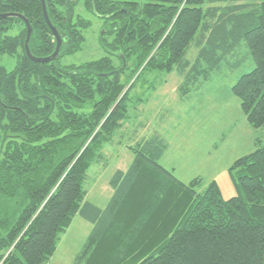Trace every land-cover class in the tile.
I'll return each mask as SVG.
<instances>
[{"label":"trees","instance_id":"obj_1","mask_svg":"<svg viewBox=\"0 0 264 264\" xmlns=\"http://www.w3.org/2000/svg\"><path fill=\"white\" fill-rule=\"evenodd\" d=\"M247 1L204 13L205 0H46L66 40L50 63L27 56L22 20L0 19V264H49L77 215L94 228L74 264H264V146L234 163L238 195L227 201L216 183L200 192L201 180L184 184L163 168L158 136L129 147L134 159L110 180L105 208L86 200L85 186L139 83L175 71L185 96L241 40L256 67L232 90L248 123L264 127V1ZM10 13L30 22L34 57L54 53L41 0H0ZM94 20L104 56L61 64L83 49ZM193 44L200 52L188 60Z\"/></svg>","mask_w":264,"mask_h":264},{"label":"rangeland","instance_id":"obj_2","mask_svg":"<svg viewBox=\"0 0 264 264\" xmlns=\"http://www.w3.org/2000/svg\"><path fill=\"white\" fill-rule=\"evenodd\" d=\"M262 1L248 0L247 3ZM236 3L239 2L228 0L210 4L205 0L202 7L206 13L210 7ZM94 22V29L86 34L83 49L66 56L61 64L81 65L104 56L98 45L100 23ZM229 39L232 44V38ZM199 52L193 44L187 59L194 60ZM255 67L249 49L241 40L211 73V79L185 96L179 91L183 79L175 71L155 73L147 83H139L131 92L128 121L117 132L114 143L106 147L105 159L89 170L86 200L105 208L113 193L110 180L117 170L126 171L134 159L129 147L157 136L165 145L158 162L179 181L189 184L201 180L200 192L216 183L225 201L237 196L232 166L264 146V127L255 129L248 123L241 102L232 90ZM93 228L91 222L75 216L70 227L59 235L57 250L49 264H74Z\"/></svg>","mask_w":264,"mask_h":264},{"label":"water","instance_id":"obj_3","mask_svg":"<svg viewBox=\"0 0 264 264\" xmlns=\"http://www.w3.org/2000/svg\"><path fill=\"white\" fill-rule=\"evenodd\" d=\"M42 2V8H43V13H44V18L45 21L47 23V25L49 26V28L51 29L55 39H56V48L54 53L46 58H36L33 56V54L30 51V47H29V43H30V39L32 37L33 34V28L30 24V22L23 16L20 14H0V19H6V18H18L20 20H22L27 28V37H26V41H25V50H26V54L27 56L30 58L31 61L36 62V63H50V62H54L57 61L60 58V54H61V50L63 47V42H64V37L62 35H60V33L58 32V30L52 25V22L50 21L48 12H47V6H46V0H41ZM123 62H124V67L126 66V62L125 59L123 58Z\"/></svg>","mask_w":264,"mask_h":264},{"label":"flooded vegetation","instance_id":"obj_4","mask_svg":"<svg viewBox=\"0 0 264 264\" xmlns=\"http://www.w3.org/2000/svg\"><path fill=\"white\" fill-rule=\"evenodd\" d=\"M66 40L64 39V42H65ZM64 42H63V47H64ZM63 47H62V49H63ZM61 52H62V50H61ZM61 55V54H60Z\"/></svg>","mask_w":264,"mask_h":264}]
</instances>
